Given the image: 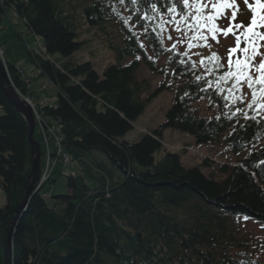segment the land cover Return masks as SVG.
<instances>
[{
    "label": "trees",
    "instance_id": "trees-1",
    "mask_svg": "<svg viewBox=\"0 0 264 264\" xmlns=\"http://www.w3.org/2000/svg\"><path fill=\"white\" fill-rule=\"evenodd\" d=\"M171 7L173 0H83L79 5L74 0H5L0 31L13 12L39 41L35 49H24L27 62L40 74L28 78L4 51L7 75L19 94L40 102L43 93L50 102L40 106L36 100L35 117L41 119L34 134L41 149L39 173L15 224L10 251L9 233L27 194L34 157L28 120L0 83V190L6 197V206L0 208V264H259L240 236L239 224L247 217L264 225V117L228 119L234 108L223 99L227 92L216 94L215 84L202 91L204 75L197 66L191 69L194 60L167 50L158 27L161 19L172 13L187 15L180 0L170 13ZM123 10L152 55L126 25L123 46L111 43L110 49L120 62L143 58L147 69L163 79L156 90L138 77V60L110 65L102 76L90 62L72 60L84 45L77 40L82 17L91 28L117 20L124 24ZM163 59L167 61L161 65ZM181 59L189 63L181 64ZM197 75L202 76L200 82ZM207 79L216 81V73ZM45 83L53 87L44 91ZM166 91L175 94V101L165 123L141 133L137 142L126 141L150 102ZM203 104L205 109L200 108ZM164 130L188 133L198 146H216L224 137L233 155L250 153L236 166L221 165L228 177L217 182L198 167L184 168L179 154L166 152L157 159ZM56 137L60 153L49 148ZM210 164L209 159L203 162ZM73 165L76 172L66 175L68 192L50 205L43 189Z\"/></svg>",
    "mask_w": 264,
    "mask_h": 264
},
{
    "label": "rangeland",
    "instance_id": "rangeland-1",
    "mask_svg": "<svg viewBox=\"0 0 264 264\" xmlns=\"http://www.w3.org/2000/svg\"><path fill=\"white\" fill-rule=\"evenodd\" d=\"M75 4H81L83 3V0H74ZM249 4H251L253 7H255L254 0H249ZM199 7V6H194ZM218 8H220V5H217ZM236 9L237 11V17L235 23L243 22L245 25L248 24L252 18V10L248 7V5H245L244 0H236V5H233L232 7H224L222 10L227 16H231L233 10ZM205 11H210V9H205ZM260 15H264V11L258 10ZM188 14V10L187 13ZM120 16H123L125 19L124 24L120 21H115L114 23H106L103 26L98 27H89L86 20L82 17L77 23V29L79 37L77 38L78 42L83 43V47L79 53L73 56L74 61H77L78 63L82 64L84 62H90L94 68V70L98 71V73L102 76L104 73V70L106 67L110 65H116L121 64L123 66H127L134 60H138L140 62V67L138 71V77L140 79H145L150 81L152 90H156L160 87L163 79L160 77V75L154 74L150 69H147L143 62V58L140 56L139 59L137 57L135 58H128L124 62H120L119 59H117V54L112 49H110V44L114 43L116 45H122L124 44V39L127 36V31L125 28L129 27L130 30H132L135 34L137 33L141 39L142 42L146 45V51L151 56V50L150 47L148 49V45L146 44L145 40L142 37V33L136 26H134L131 23V16H129L128 12L126 10H123L120 12ZM187 16V15H185ZM175 20L177 22H180L181 28H184L185 25L181 19V15L172 13L171 17L162 18L160 21V25L164 24L165 21L168 20ZM5 23L4 29L0 31V43L1 45L8 47L11 61L13 63L18 64L27 74L28 78H31V76H38L39 71L36 68L34 64L31 62H27V53L24 49V46L28 44V46L35 49L37 47L36 45V38L34 40V36L27 35V32L25 31V26L23 23L17 18L13 16V14H10V16L6 17L3 21ZM216 23L220 24L222 27H227L228 20L227 19H221L217 21ZM175 27V25H167L164 24L165 30L162 31V34L164 36V42L165 47L169 49L173 43H175L176 38L180 35V33L171 31V29ZM243 31V29L241 30ZM257 31L264 33V28L257 29ZM19 33L23 34V38L19 37ZM171 33L173 39L169 40L168 35ZM21 34V36H22ZM193 35L192 32H188V36L191 37ZM217 39L219 40V43H217L215 40H212L211 37H209L208 43L212 45L211 49L207 47H193L192 49L187 48V43L180 45L178 44L176 49H174L172 52L182 54L183 52L187 51L188 55L187 57L190 59H193L195 62V65L199 67L201 74L204 75L205 66L211 68L212 64H210L208 61H205V65L200 64L201 57H208L210 56L211 52H216L220 57L223 59L220 60V63L224 64V68L228 67V50L232 47H235V37L229 34L227 37L223 35H218ZM193 44H200L203 45L204 41L202 40H196L192 41ZM257 43L261 45L259 47V51L261 53H264V40H257ZM245 45L242 43L241 47H244ZM195 53H199L200 55H196ZM8 56V54H7ZM55 60H58V57L53 56ZM262 57L257 56L256 57V63L259 62V60ZM236 57L233 56V61H235ZM166 59L161 60L160 64L166 63ZM5 64L7 60L4 61ZM4 65V64H2ZM7 65V64H6ZM5 70L7 71V68L4 65ZM53 87V86H52ZM48 84H43L42 89L44 91H49L51 88ZM258 87V86H257ZM50 88V89H49ZM41 90V89H40ZM17 91V90H16ZM243 92L248 93V99H251V95L249 93V89L247 87V84L243 85ZM42 93V92H41ZM38 93V94H41ZM17 94L22 97L24 101L28 103L29 106L33 108L36 107V100L37 98L31 97H25L21 93L17 91ZM228 95V93H226ZM236 95H239V93H236ZM259 95V93H258ZM38 97V95H36ZM35 96V97H36ZM174 96L175 94L171 91H166L162 94H160L159 97L155 98L150 102V104L147 106L145 113L140 116V118L135 122L134 130L130 131L127 136H125V140L128 142H137L140 140L141 133H151V131L157 130L161 127L163 123H165L166 119V113L171 108V106L174 103ZM49 97L44 95L42 93V100L38 103H40V106L42 104H46L50 102ZM235 99L234 96L229 97V101L232 104V101ZM29 100V102H28ZM200 108L205 109V105L203 104L200 106ZM198 113L200 115H204L205 111L202 109H197ZM258 115H261L264 117V111H260ZM3 114V111L0 109V115ZM255 113L249 111V115H254ZM256 115V116H258ZM38 117V116H37ZM40 122V118L38 117V123ZM56 135L59 134V131L55 130ZM40 134V135H39ZM42 133L38 131V136L41 140ZM163 147L162 150L157 153V159L163 158L166 152L169 153H175L180 155V161L181 164L184 166V168H195L198 167L200 171L207 177L213 176V178L218 181L225 180L228 176L220 171L221 165H227L228 163L231 164V166H236L238 163L249 156L250 150L246 151L243 154H240L238 156L233 155L229 150L228 146L226 145L223 139H221V142L217 144L216 146L211 145H205V146H198L195 142V139L185 132H179L177 130H164L163 131V139H162ZM45 144V143H44ZM46 147V144L44 145ZM50 151L54 152L56 149L59 150L57 147L56 142H52L49 146ZM209 159L212 161V164L210 165H203V162ZM65 163H67L65 161ZM71 171L76 172L75 166L73 165L68 166L65 175L60 177L55 184H48L43 189L44 194H49L50 199L48 200L49 204H54L53 198L57 197L58 195L66 194L67 191V180L66 175L70 173ZM6 197L5 193H3L0 190V208H4L6 206ZM240 229V236H242L246 243L248 244V247H250V253L253 255V258L255 261L259 262V264H264V225H259L253 220L245 219L243 218L239 224Z\"/></svg>",
    "mask_w": 264,
    "mask_h": 264
},
{
    "label": "snow or ice",
    "instance_id": "snow-or-ice-1",
    "mask_svg": "<svg viewBox=\"0 0 264 264\" xmlns=\"http://www.w3.org/2000/svg\"><path fill=\"white\" fill-rule=\"evenodd\" d=\"M120 3H125L126 0H119ZM138 0H131L132 4H136ZM183 8L188 10L187 16L180 13L181 19L185 25L181 28L180 22L173 20L165 21L164 24L175 25L171 31L180 33L176 38L175 43L171 45L169 52L176 49L177 45H183L187 43V48L190 50L193 47H207L211 49L212 45L208 43L209 37L219 43L217 39L218 35H223L227 37L229 34L235 37V47L228 50V67L226 71H221L224 69V64L220 63L223 59L216 52H211L208 57H201L200 64L205 65V61L212 64L209 68L205 66L204 71V83L206 87L202 88V91H207L209 88H213L215 84L214 91L216 94H221L222 92H227L228 95H224L223 99L228 100L230 96H234L235 99L232 101L231 107L234 108L232 116L227 117L232 119L233 116L242 117L243 120H256V115L259 114L257 109L264 111V53L259 51V45L257 40H264V33L257 31V29L264 28V15H260L258 10L264 11V0H254L255 7L249 4V0H244L245 5H248L252 10V18L248 24L243 22L235 23L237 17L236 9L233 10L232 15L227 16L222 10L224 7H232L236 5V0H180ZM217 5L221 7L218 8ZM199 6V7H194ZM151 7L155 9L156 4H152ZM205 9H210V11H205ZM175 11V0H173V7L168 9V12ZM140 20L149 19L147 16L139 17ZM221 19H227V27H222L220 24L216 23ZM164 24L159 25L161 31H164ZM243 29V31H241ZM147 32V28H144ZM188 32H192L191 37L188 36ZM168 39L172 40L173 37L171 33L168 35ZM202 40L203 45L193 44L192 41ZM244 47H241V44ZM141 48H145L146 45L141 41ZM200 55L199 53H195ZM182 55L187 56L188 52L185 51ZM233 56L236 57L233 61ZM262 57L258 63H256V57ZM139 59V57H137ZM151 59V57H149ZM190 60V58H189ZM181 64H187L189 61L183 59L180 60ZM191 69H195L196 65L194 62L190 65ZM216 73V81H211L207 79V76ZM202 79L201 75L196 76V81L200 82ZM247 84L251 99H248V93L243 92V85ZM258 86V87H257ZM239 93V95H236ZM259 93V95H258ZM187 95V93H185ZM249 111L255 113L254 115H249ZM240 123L239 120L236 121ZM259 123V121H257ZM243 127V125H241ZM235 130V128L233 129ZM247 219V217H245Z\"/></svg>",
    "mask_w": 264,
    "mask_h": 264
},
{
    "label": "water",
    "instance_id": "water-1",
    "mask_svg": "<svg viewBox=\"0 0 264 264\" xmlns=\"http://www.w3.org/2000/svg\"><path fill=\"white\" fill-rule=\"evenodd\" d=\"M0 83L1 86L3 87V91L5 93V96L8 98L9 101H11V103L13 104L14 107H16L18 109V111L27 118L28 120V124H29V128H30V133H29V138H30V143L33 149V157H34V162H33V173L29 178V182L27 184V188H26V196L25 199L23 200L21 206L19 207V209L16 212V217L14 222L12 223V228L11 231L9 233V247H10V251L12 250V241H13V234H14V229H15V224L16 222L19 220V218L21 217L22 213L25 211L28 202L31 198V196L34 193V189H35V184H36V179L38 177V173H39V165H40V161H41V149L40 146L38 144V142L36 141L34 134H35V130H36V117L34 116L33 113V108L31 106L28 105V103L26 101H24L22 99L21 96H19L17 94V91L15 89V87L13 86L9 76L7 75V72L4 68V65H2V61L0 58Z\"/></svg>",
    "mask_w": 264,
    "mask_h": 264
},
{
    "label": "built area",
    "instance_id": "built-area-1",
    "mask_svg": "<svg viewBox=\"0 0 264 264\" xmlns=\"http://www.w3.org/2000/svg\"><path fill=\"white\" fill-rule=\"evenodd\" d=\"M3 5H4V0H0V8ZM0 56H1V59H2L3 64H5V62H4L5 61V58H4L3 50L1 48H0ZM5 67H6V64H5ZM28 102H29V100H28ZM34 109H35V112H36V108H34ZM55 141H56V144H57V146L59 148V153H60L61 152V149H60V142H61V140H60L59 137H56V140ZM65 161L68 163L69 162V158L66 157L65 158ZM47 172H48V170H47ZM47 172L45 173V175L41 179V184L45 182V179H46V176H47Z\"/></svg>",
    "mask_w": 264,
    "mask_h": 264
},
{
    "label": "crops",
    "instance_id": "crops-1",
    "mask_svg": "<svg viewBox=\"0 0 264 264\" xmlns=\"http://www.w3.org/2000/svg\"><path fill=\"white\" fill-rule=\"evenodd\" d=\"M10 14H13V12H10L9 13V15ZM27 32V35L29 36V35H32V34H30V32H28V31H26ZM21 34L22 33H19V37H21V39L23 38V34H22V36H21ZM33 36V35H32ZM35 36H34V40H35ZM36 42V41H35ZM0 45H1V43H0ZM28 45V44H27ZM1 47L3 48V50L6 52V54H8V56H7V58L10 60L11 59V57H10V53H9V50H8V47H5V46H3V45H1ZM11 61V60H10ZM12 62V61H11Z\"/></svg>",
    "mask_w": 264,
    "mask_h": 264
},
{
    "label": "bare ground",
    "instance_id": "bare-ground-1",
    "mask_svg": "<svg viewBox=\"0 0 264 264\" xmlns=\"http://www.w3.org/2000/svg\"><path fill=\"white\" fill-rule=\"evenodd\" d=\"M37 123H38V120H36V125H37Z\"/></svg>",
    "mask_w": 264,
    "mask_h": 264
}]
</instances>
